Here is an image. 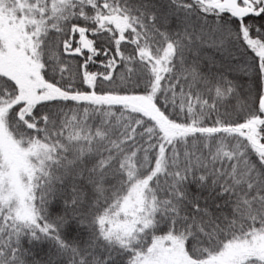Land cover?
Listing matches in <instances>:
<instances>
[{
  "label": "snow or ice",
  "instance_id": "6c2138e0",
  "mask_svg": "<svg viewBox=\"0 0 264 264\" xmlns=\"http://www.w3.org/2000/svg\"><path fill=\"white\" fill-rule=\"evenodd\" d=\"M0 264H264V0H0Z\"/></svg>",
  "mask_w": 264,
  "mask_h": 264
}]
</instances>
